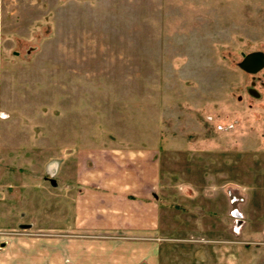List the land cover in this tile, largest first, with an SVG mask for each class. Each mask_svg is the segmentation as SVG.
I'll list each match as a JSON object with an SVG mask.
<instances>
[{"label": "rangeland", "instance_id": "374dc122", "mask_svg": "<svg viewBox=\"0 0 264 264\" xmlns=\"http://www.w3.org/2000/svg\"><path fill=\"white\" fill-rule=\"evenodd\" d=\"M0 18V143L40 216L66 178L38 182L39 158L149 153L157 264H264V70L239 66L264 52V0H0ZM26 212L0 218V260L66 264L80 238Z\"/></svg>", "mask_w": 264, "mask_h": 264}, {"label": "crops", "instance_id": "0c3cea01", "mask_svg": "<svg viewBox=\"0 0 264 264\" xmlns=\"http://www.w3.org/2000/svg\"><path fill=\"white\" fill-rule=\"evenodd\" d=\"M0 18V23L3 22ZM8 139L4 140L3 147L0 143V218L9 221L11 214L17 212L22 217L30 215L37 217L32 221L63 223L64 230L80 239L66 241L65 263L66 264H142L145 257L146 264H157L154 255L155 229L160 225L161 214L158 206L159 198L152 191L155 184L154 172L159 171L158 165L154 164L153 154L141 156L136 152H121V150H99L93 154H86L78 149L76 159L72 163L68 160L70 155L65 154L60 166L58 160L38 159L37 166L42 168L38 172L43 177L36 180H51L56 185L54 176H57L59 167L65 170V193L49 191L42 193L45 206L46 201H53V208L60 210L57 215L40 216L38 206L33 205L32 196L22 193L24 178H33L26 175L25 168L28 162L20 157L11 158V144ZM19 150V149H16ZM14 149V151H16ZM72 154L73 149L71 148ZM40 156V155H39ZM69 157V159H68ZM74 159V158H73ZM72 167H71V166ZM142 169H139V168ZM72 171L70 172V170ZM157 169V170H156ZM37 172V174H38ZM145 173V175H140ZM28 178V179H29ZM28 199V200H27ZM30 199V200H29ZM58 202V203H57ZM42 203V204H43ZM41 205V204H40ZM164 208V207H163ZM48 210V209H47ZM0 219V221H1ZM20 222H18L19 224ZM30 224L20 223L19 227ZM122 234L130 236L128 241H117L116 238L100 240L98 235ZM145 239L150 240L143 242ZM139 241L144 243V249L139 248ZM148 243V244H147ZM5 243H1L4 248ZM49 247V246H48ZM46 254L58 255L57 246L50 245ZM50 255V256H51ZM9 256V255H8ZM19 258V256H18ZM50 263L57 264L55 256L48 258ZM20 261V259H18ZM7 262L0 260V264Z\"/></svg>", "mask_w": 264, "mask_h": 264}, {"label": "water", "instance_id": "95a60500", "mask_svg": "<svg viewBox=\"0 0 264 264\" xmlns=\"http://www.w3.org/2000/svg\"><path fill=\"white\" fill-rule=\"evenodd\" d=\"M239 66L241 69L251 74L259 72L264 67V53L253 52L244 56Z\"/></svg>", "mask_w": 264, "mask_h": 264}, {"label": "flooded vegetation", "instance_id": "af4514ba", "mask_svg": "<svg viewBox=\"0 0 264 264\" xmlns=\"http://www.w3.org/2000/svg\"><path fill=\"white\" fill-rule=\"evenodd\" d=\"M257 52H263V51H257ZM253 53V52H252ZM264 53V52H263ZM250 54V53H249ZM244 59V58H243ZM264 70V67H263V69L262 70H260L259 72H257V73H255V74H258V73H260V72H262ZM246 72V71H245Z\"/></svg>", "mask_w": 264, "mask_h": 264}]
</instances>
